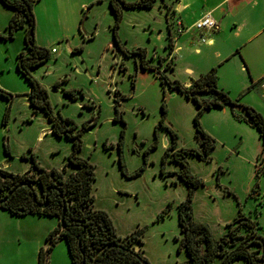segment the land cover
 I'll return each mask as SVG.
<instances>
[{"label": "rangeland", "instance_id": "rangeland-1", "mask_svg": "<svg viewBox=\"0 0 264 264\" xmlns=\"http://www.w3.org/2000/svg\"><path fill=\"white\" fill-rule=\"evenodd\" d=\"M34 1L36 44L58 51L33 71L34 76L48 91L56 114L79 125L98 118L97 125L83 134L78 153L96 166V207L111 215L122 236L143 232L142 249L149 264H184L188 257L178 240L182 235L179 206L187 201L190 188L180 177L182 165L170 157L164 159L173 139L159 123L165 105L164 123L178 134L177 148L199 147L196 103L166 87L157 70L143 69L140 57H126L119 49L109 0ZM166 12L163 0L148 9L125 11L118 33L127 50L145 49L149 65L173 79L161 66V58L168 62L170 56ZM14 15L0 0V89L11 95L10 99L0 95V169L14 174L33 171L35 154L44 169L62 170L73 141L49 132L44 112L34 114L28 101L29 81L17 68V56L26 47L27 28H19L13 38L6 39ZM122 62L126 71L121 69ZM67 90H77L78 98L70 100ZM94 104L95 108L89 107ZM117 105L123 121L115 120ZM7 109L9 118L4 121ZM219 114L209 110L201 117L202 126L217 134L211 158L188 157L190 172L203 181L192 196L193 219L210 225L215 238H220L242 207L247 216L261 212L258 219L264 235V206L255 199L257 192L253 193L259 182L250 164L253 144L248 141L244 150L241 134L223 126ZM121 151L128 177L121 168ZM2 210L6 216L0 225L4 263L38 264L40 249L51 243L45 236L46 227L58 229V218L11 216ZM50 262L71 264L65 240L59 239L52 248Z\"/></svg>", "mask_w": 264, "mask_h": 264}, {"label": "trees", "instance_id": "trees-1", "mask_svg": "<svg viewBox=\"0 0 264 264\" xmlns=\"http://www.w3.org/2000/svg\"><path fill=\"white\" fill-rule=\"evenodd\" d=\"M1 1L6 7L15 11V15L8 25L9 36L6 39L13 38L19 28H27L26 47L17 56V68L29 81L30 104L34 113H45L54 135L73 141V149L68 156L67 166L70 165L74 170L68 172L67 166L62 170L58 168L44 169L35 154H32L33 171L14 174L0 169V201H3L2 204L0 203V209L8 211L14 216L33 214L59 219V228L49 235L50 246L40 249L38 264H50V253L59 239L66 241L71 264H149L142 249L144 245L143 232L135 231L123 238L119 235L111 215L103 209H98L95 205L93 185L96 180V166L89 159L79 157L78 153L83 146V134L97 125L98 118L87 120L79 125L73 119L65 118L60 113L56 114L48 99V91L33 74L34 69L51 58V51L38 46L35 41V1ZM155 2L156 0H111L110 6L116 17L115 43L125 56L140 57L143 69L157 70V74L162 78V83H165L166 87L182 93L187 99L194 101L198 107L195 126L200 147L177 148L178 134L164 123L167 115L165 105L162 109L163 118L159 123L160 126L168 130L173 139L171 145L167 147L164 159L170 157L172 161L182 165L180 177L190 188L187 201L179 206V223L182 235L178 240H180V247L185 249L188 257L184 264H264V235L260 232L262 228L258 221L251 216L245 215L240 210L235 219L227 225L226 234L220 238H215L207 223L194 221L192 196L195 190L203 184V181L190 172L188 164L190 156L209 160L216 147V140L206 132L201 123V117L206 111L214 107L228 105L236 115L235 106L242 107L246 111L248 122L258 129L263 143L264 117L255 109L231 98L228 92L218 86L217 68L203 74L191 86L187 87L181 81L171 79L158 67L149 65L145 49L138 48L129 51L123 46L118 30L123 21L124 10L148 9L153 7ZM167 47L170 51L173 49L171 37ZM163 60L165 59H161V66L164 65L165 71L170 70L173 60L169 59L168 62ZM121 69L127 70L124 62L121 64ZM80 92L84 96L82 90ZM65 94L70 100L78 98L77 90H67ZM0 95L8 99L11 98V95L2 89H0ZM117 102L119 103L118 99ZM9 111L10 109H7L4 121L8 120ZM119 119L123 121V115L117 105L115 120ZM120 154L122 171L128 177L122 151ZM259 161L263 162L264 156H261ZM263 171L264 165L257 168V180L260 179ZM142 172L143 168L136 175ZM20 184L23 185L17 188ZM256 188H259L258 182L253 193L257 192ZM14 189L15 191L11 195ZM44 204L47 206L42 207L41 205Z\"/></svg>", "mask_w": 264, "mask_h": 264}, {"label": "crops", "instance_id": "crops-1", "mask_svg": "<svg viewBox=\"0 0 264 264\" xmlns=\"http://www.w3.org/2000/svg\"><path fill=\"white\" fill-rule=\"evenodd\" d=\"M163 2L168 20L166 39L169 41L171 37L173 41V49L168 58L173 60V66L169 70L172 78L189 87L203 74L217 68L218 86L228 92L231 98L255 109L264 117V0H169L168 2L163 0ZM138 10L142 9H125L124 14L125 11ZM208 13L219 23L218 31H199L194 27V23ZM178 24H182L185 28L182 34H177ZM50 51L51 56L58 52L55 48ZM93 107L95 108V104ZM210 110L220 113L219 118L223 126L241 134V147L244 150L248 147V141L253 144L250 164H252V170L257 172L259 158L264 156V143L258 129L248 122L246 112L235 109L238 117L228 105ZM204 129L214 139L217 138L213 129L208 127ZM49 132L52 133L51 124ZM258 184L255 199L261 200L260 206H264V171L261 173ZM253 202L257 209L256 201L253 200ZM240 210L247 215L242 207ZM2 211L11 215L4 209ZM249 211L251 214L253 210ZM260 216L261 212L258 211L252 218L259 223ZM5 221L6 216L0 213V225ZM46 228L45 236L48 239L50 233L56 228ZM260 232L262 234V230ZM0 234V264H5L4 230L1 229ZM122 237L125 238V236Z\"/></svg>", "mask_w": 264, "mask_h": 264}, {"label": "built area", "instance_id": "built-area-1", "mask_svg": "<svg viewBox=\"0 0 264 264\" xmlns=\"http://www.w3.org/2000/svg\"><path fill=\"white\" fill-rule=\"evenodd\" d=\"M194 27L199 30H208V31H218L220 29L219 23L211 16L210 13L206 14L204 17L199 19L194 23ZM177 34H182L185 31V28L182 24H178V28H176ZM206 42L205 39H203ZM264 165V161H259V167Z\"/></svg>", "mask_w": 264, "mask_h": 264}, {"label": "water", "instance_id": "water-1", "mask_svg": "<svg viewBox=\"0 0 264 264\" xmlns=\"http://www.w3.org/2000/svg\"><path fill=\"white\" fill-rule=\"evenodd\" d=\"M235 109H237V110H239V111H245V109H243L242 107H240V106H235ZM246 112V111H245ZM23 184H20L19 186H17V188L18 187H20V186H22ZM16 189V188H15ZM15 189L11 192V195L14 193V191H15ZM50 190V189H49ZM49 190H48V192H49ZM35 200H37V198L35 197ZM0 203L2 204L3 203V201H0ZM42 207H45V206H47V204H44V205H41ZM65 209H66V207H65ZM61 221H63L62 219H61Z\"/></svg>", "mask_w": 264, "mask_h": 264}]
</instances>
